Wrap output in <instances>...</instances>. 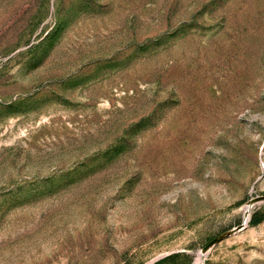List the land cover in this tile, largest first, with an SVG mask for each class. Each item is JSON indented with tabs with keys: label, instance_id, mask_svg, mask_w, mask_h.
I'll return each mask as SVG.
<instances>
[{
	"label": "rangeland",
	"instance_id": "374dc122",
	"mask_svg": "<svg viewBox=\"0 0 264 264\" xmlns=\"http://www.w3.org/2000/svg\"><path fill=\"white\" fill-rule=\"evenodd\" d=\"M0 264H264V0H0Z\"/></svg>",
	"mask_w": 264,
	"mask_h": 264
},
{
	"label": "water",
	"instance_id": "95a60500",
	"mask_svg": "<svg viewBox=\"0 0 264 264\" xmlns=\"http://www.w3.org/2000/svg\"><path fill=\"white\" fill-rule=\"evenodd\" d=\"M252 202H253V201H251V202H248L246 205H247V206H249V205H251V204H252Z\"/></svg>",
	"mask_w": 264,
	"mask_h": 264
},
{
	"label": "bare ground",
	"instance_id": "6f19581e",
	"mask_svg": "<svg viewBox=\"0 0 264 264\" xmlns=\"http://www.w3.org/2000/svg\"><path fill=\"white\" fill-rule=\"evenodd\" d=\"M250 202H251V201H250ZM247 209H248V206L246 205V206H245V210H247ZM244 218H245V217H244Z\"/></svg>",
	"mask_w": 264,
	"mask_h": 264
},
{
	"label": "trees",
	"instance_id": "16d2710c",
	"mask_svg": "<svg viewBox=\"0 0 264 264\" xmlns=\"http://www.w3.org/2000/svg\"><path fill=\"white\" fill-rule=\"evenodd\" d=\"M257 219L256 218H254V219H252V222H255Z\"/></svg>",
	"mask_w": 264,
	"mask_h": 264
}]
</instances>
